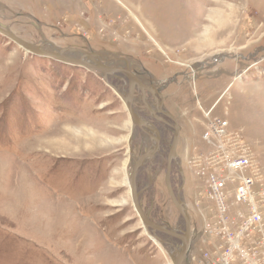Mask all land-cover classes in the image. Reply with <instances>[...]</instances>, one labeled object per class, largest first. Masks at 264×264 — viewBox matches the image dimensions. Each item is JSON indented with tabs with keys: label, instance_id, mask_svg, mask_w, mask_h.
Wrapping results in <instances>:
<instances>
[{
	"label": "rangeland",
	"instance_id": "obj_1",
	"mask_svg": "<svg viewBox=\"0 0 264 264\" xmlns=\"http://www.w3.org/2000/svg\"><path fill=\"white\" fill-rule=\"evenodd\" d=\"M0 27L69 59L94 53L122 69L126 59L158 85L197 73L165 93L183 130L170 179L191 224L184 264H224L225 236L249 215L235 197L243 178L254 180L262 216L247 246L264 243V0H0ZM127 82L33 56L0 35V264H173L182 242L143 227L132 202L135 161L154 143L133 127ZM181 88L198 92L197 103ZM133 110L163 139L137 173L141 208L185 233L166 183L173 133L145 117L138 96ZM242 157L249 166L230 167Z\"/></svg>",
	"mask_w": 264,
	"mask_h": 264
},
{
	"label": "water",
	"instance_id": "obj_2",
	"mask_svg": "<svg viewBox=\"0 0 264 264\" xmlns=\"http://www.w3.org/2000/svg\"><path fill=\"white\" fill-rule=\"evenodd\" d=\"M0 35L6 37L7 39H9L11 42L15 43L17 46H19L20 48H22L24 51H26L29 54H32L33 56L36 57H42V58H49V59H53V60H66L69 64L72 65H76L79 67H84V68H90L92 70H96L98 72H101L104 76L105 79H107V75L108 74H115V73H122L123 75H126L127 78L130 81V92H129V98L131 99L133 97V93L132 90L133 88H135L137 85L141 88H145L143 86V84H141V82L137 79V77L131 73L129 70L126 69H122V68H109L107 66H105L102 63H97V67L95 66H91V64H88L87 62H84V60H73V59H69L66 58L65 56H63V50L59 51V53L54 54V53H50L48 51L43 50L40 47H37L31 43H28L26 41H24L23 39L19 38L18 36H16L15 34L7 31L6 29L0 27ZM83 55L87 56V57H93V58H102L101 55L98 54H94V53H86L83 52ZM128 109L130 111V115L134 118V113L131 109V106H128ZM159 112L165 114L163 112V110L159 109ZM168 115V114H165ZM172 120L175 121L174 118L170 117ZM133 124L138 125L137 122H133ZM175 136H174V141H173V145H172V149L170 151V155H169V165H168V171H167V175H166V183H167V187H168V191L172 197L173 203L176 207V209L181 213V215L183 216L185 223H186V231L185 233H178L174 230H170L167 229L166 227H162L159 226L155 223H153L144 213L143 209L141 208V205L139 203V194L137 192V186H136V178H137V173L139 168L145 163V161L153 158L155 156L156 153L159 152L160 147H159V141L157 142V145H155V147H153L152 150H150V152L139 156L136 159V164L129 182V186H130V190H131V197H132V202L134 205V208L141 220V223L143 225V227L152 230L153 232L156 233H162V234H166L169 235L170 237L174 238V239H178L182 242V246L180 251L172 257V263L173 264H184V261L187 260V256L191 250V224H190V219L185 207V204H183V202L180 200L179 196H175L174 192H173V188H172V184H171V162L172 160L176 157V149H177V145L179 142V137H180V127L177 124V122L175 121ZM139 126V125H138Z\"/></svg>",
	"mask_w": 264,
	"mask_h": 264
},
{
	"label": "built area",
	"instance_id": "obj_3",
	"mask_svg": "<svg viewBox=\"0 0 264 264\" xmlns=\"http://www.w3.org/2000/svg\"><path fill=\"white\" fill-rule=\"evenodd\" d=\"M229 165L235 170H240L249 166L250 160L246 157L236 158L232 159ZM218 181L214 178L213 189L215 197L222 199L223 194L219 191L224 187V183L222 184ZM254 184L255 182L253 179L243 178L240 187L236 191V203L242 206L248 204L249 215H240V218L244 220V225L236 234H234L236 235V237L233 235L230 236L231 234L229 233L228 235H226L225 233V237H228V239L230 240L231 249L227 251L226 256H222L224 264H233L237 259L241 258L243 264H264V252L262 255H260L261 252L258 250V247L260 246L264 248V243L259 244L258 241L255 240L252 242L253 244L251 247L247 246L249 244V238H251L254 228L262 224V216L259 213L260 209L256 202V196L252 193V187L254 186ZM259 229L262 230V228ZM235 239H237L238 241ZM235 251H237L239 258L234 254Z\"/></svg>",
	"mask_w": 264,
	"mask_h": 264
},
{
	"label": "flooded vegetation",
	"instance_id": "obj_4",
	"mask_svg": "<svg viewBox=\"0 0 264 264\" xmlns=\"http://www.w3.org/2000/svg\"><path fill=\"white\" fill-rule=\"evenodd\" d=\"M102 59L103 58H95L96 61L102 60ZM122 59H124V58H122ZM113 60L115 62V59H113ZM97 62L101 63L102 61H97ZM120 62H121V60H120ZM122 62H124L123 63L124 64L123 69L129 70L131 73H133L137 77V79H139V81H141V83L145 87L144 90H141L138 86L135 87V89L133 91V101L138 96V98L141 102V105L144 109L143 113H144L145 117L153 119L152 123L158 124V126H160L162 129H166V130H168V132L171 131L173 133V140H172V142H173L174 141V135L176 132L175 121L177 122V124L179 122L177 121V119H175L170 114V110L167 108V106H165L166 105L165 93L172 86H175L176 88H179V89H180V87H182L181 84L177 83V79L181 78V80L187 79L189 81V80H191L192 77L194 79H196L198 74L192 73L193 70L192 71L191 70H188V71L182 70L176 74V76L174 77L175 79L172 80L170 83H168L166 85H163V84L158 85L156 82L153 81V78H152L153 74L150 73L149 71H147L146 69H139V71H137L136 69H133L130 67L129 62L126 61V59ZM104 65L107 67H110L109 64L107 65L106 63H104ZM112 67L113 68H121L120 66H112ZM201 75L202 74H200V76ZM177 76H179V77H177ZM125 86L128 89V91H127V93H128L127 96H128L129 92H130V81H129V79H128V82L126 83ZM179 89H176V90H179ZM181 89H185L188 92V94L192 97L193 102L197 103L196 98L193 97V94L194 95L198 94V92L194 93V91H193L194 89H196V86H195V88L193 87V90H192V88H181ZM159 109L160 110L162 109L163 112L165 114H168V115H165V114L159 112ZM143 113L141 112L140 114L143 115ZM171 116L175 119V121L170 118ZM189 122H190V120H189ZM147 124H149V123H147ZM148 126H150V125H148ZM141 128H138V129L142 130L149 138H151L149 134L154 135V133L151 129H149L147 127H141ZM146 128L149 129L151 131V133L148 132L146 130ZM182 131H183L182 128H180V134L182 133ZM162 142H163V139H162V135H161V143H160L161 146H162ZM172 145H173V143H172ZM161 148L162 147H160V150H161Z\"/></svg>",
	"mask_w": 264,
	"mask_h": 264
},
{
	"label": "bare ground",
	"instance_id": "obj_5",
	"mask_svg": "<svg viewBox=\"0 0 264 264\" xmlns=\"http://www.w3.org/2000/svg\"><path fill=\"white\" fill-rule=\"evenodd\" d=\"M168 7V6H167ZM233 9V8H232ZM235 13V12H234ZM194 14V13H193ZM222 13L221 12H218L217 13V15H221ZM198 15V14H197ZM216 16V15H215ZM217 18L218 19H220V17H218L217 16ZM165 19V18H164ZM170 20V19H169ZM165 25V24H164ZM160 27V26H159ZM170 27V26H169ZM64 53V52H63ZM47 59H49V58H47ZM84 62H87L88 64H91V66L93 65V66H98L97 65V61L95 60V58H93V57H88L87 59L86 58H84ZM88 60V61H87ZM55 61H57V60H55ZM58 62H62V63H66V64H69L66 60H60V61H58ZM69 65H72V64H69ZM73 66H76V65H73ZM78 67V66H77ZM88 69H90V68H88ZM92 70V69H91ZM93 71H96V70H93ZM98 72V71H97ZM101 73V72H100ZM195 73V72H194ZM102 74V73H101ZM103 75V74H102ZM108 75H112V74H108ZM107 75V76H108ZM196 78V77H195ZM139 80V79H138ZM142 84V83H141ZM138 86V85H137ZM139 87V86H138ZM141 90H144V88H141V87H139ZM134 89L135 88H133V90H132V93H133V91H134ZM121 95V94H120ZM121 97H122V99L124 100V102H125V104H126V107H127V110H128V112H129V114H130V111H129V109H128V106H131V109H132V111H133V113H134V118L131 116V118H132V120H133V122H137L138 123V125H136V126H138V127H147V128H149V129H151L154 133H156L155 132V130L152 128V127H150V126H148V124L147 123H145L136 113H135V111L133 110V97L130 99L129 98V95H128V97H124V96H122L121 95ZM172 117V116H171ZM173 118V117H172ZM134 124H133V127H136ZM16 129V128H15ZM220 129H222V132H223V135L224 134H226L225 133V128H220ZM218 132V131H217ZM176 133V132H175ZM150 135V137H151V139L153 140V143H154V146L153 147H155V145H157V142L159 141V146H160V139H159V137H157V136H155V135H152V134H149ZM175 136V135H174ZM179 140H180V137H179ZM80 142V141H79ZM178 144H179V142H178ZM65 146V145H64ZM59 147H61V146H59ZM177 148H178V145H177ZM176 151H177V149H176ZM129 182H130V180H129ZM173 262V261H172ZM184 262H186V260L184 261Z\"/></svg>",
	"mask_w": 264,
	"mask_h": 264
}]
</instances>
